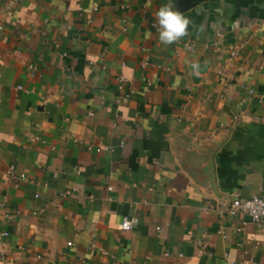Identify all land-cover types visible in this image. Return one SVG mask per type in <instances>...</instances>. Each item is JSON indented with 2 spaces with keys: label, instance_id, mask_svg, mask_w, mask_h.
<instances>
[{
  "label": "crops",
  "instance_id": "1",
  "mask_svg": "<svg viewBox=\"0 0 264 264\" xmlns=\"http://www.w3.org/2000/svg\"><path fill=\"white\" fill-rule=\"evenodd\" d=\"M262 194L264 0H0V264H264Z\"/></svg>",
  "mask_w": 264,
  "mask_h": 264
},
{
  "label": "built area",
  "instance_id": "2",
  "mask_svg": "<svg viewBox=\"0 0 264 264\" xmlns=\"http://www.w3.org/2000/svg\"><path fill=\"white\" fill-rule=\"evenodd\" d=\"M146 62V61H145ZM129 97V95H126ZM8 175L11 179L15 178V170L11 167L8 171ZM19 181H25L26 176L21 175ZM230 216H246L250 218L251 222L257 226H264V194L255 195L251 198L236 197L228 210ZM138 224L137 219H125L121 224V229L125 231L131 230Z\"/></svg>",
  "mask_w": 264,
  "mask_h": 264
},
{
  "label": "clouds",
  "instance_id": "3",
  "mask_svg": "<svg viewBox=\"0 0 264 264\" xmlns=\"http://www.w3.org/2000/svg\"><path fill=\"white\" fill-rule=\"evenodd\" d=\"M157 22L160 26L159 40L165 45L172 44L186 35L189 20L174 10L171 3L162 6L156 13ZM191 67L198 70V65L193 64Z\"/></svg>",
  "mask_w": 264,
  "mask_h": 264
}]
</instances>
